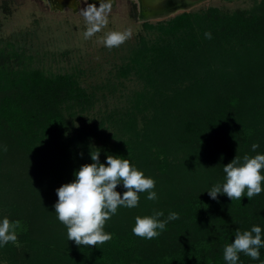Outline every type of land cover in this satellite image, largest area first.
<instances>
[{
	"label": "trees",
	"instance_id": "trees-1",
	"mask_svg": "<svg viewBox=\"0 0 264 264\" xmlns=\"http://www.w3.org/2000/svg\"><path fill=\"white\" fill-rule=\"evenodd\" d=\"M143 27L155 38L139 39L118 76L134 74L153 91L137 93L133 106L109 112L93 129L77 126L99 101L79 75L47 74L26 65L19 49H0L1 190L10 183V166L29 167L31 175L17 184L20 194L14 192L9 214L0 213V222H21V250L12 242L0 246L9 264H228L223 250L237 229L259 226L264 240V190L251 200L247 188L241 200L207 193L226 181L222 164L264 154V0L252 10L209 8ZM96 151L101 163L114 155L149 178L159 171L162 180L168 176L166 185L152 189L156 200L145 191L136 207L119 206L105 222L111 239L103 244L77 246L53 213L41 218L45 225L34 236L33 229L41 228L25 217L24 206L42 210L56 203V189L72 182ZM204 180L211 186L206 190L198 184ZM120 186L116 191L123 195ZM154 211H163L161 220L170 212L179 219L151 240L134 235L135 218ZM59 222L64 227L57 229ZM259 252L257 260L239 253L237 264H264V247Z\"/></svg>",
	"mask_w": 264,
	"mask_h": 264
},
{
	"label": "rangeland",
	"instance_id": "rangeland-1",
	"mask_svg": "<svg viewBox=\"0 0 264 264\" xmlns=\"http://www.w3.org/2000/svg\"><path fill=\"white\" fill-rule=\"evenodd\" d=\"M262 0H200L189 6L180 7L166 18H142L140 17L139 3L135 0H107L101 7H94L89 0H75L65 2L63 0H0V49L8 52L19 49L25 53L23 61L32 68L42 69L47 74L75 73L79 75L80 82L90 91L97 92L98 104L93 112L87 116V121L78 123L77 126H85L93 129L101 119L109 112L122 111L134 105L137 93H148L145 89V81L136 75L128 78H120L118 69L123 63H127L130 50L135 47L141 37L148 40L155 38V33L144 29L145 23L156 24L175 18L183 13L198 12L209 8H218L224 14L238 10H252ZM173 9V2L170 1ZM88 13V17L85 16ZM98 27V31L85 38V32L92 25ZM131 33L124 43L109 48L103 43L109 32ZM153 89L150 88V92ZM149 92V93H150ZM150 107V106H149ZM154 108L150 107L147 119L154 116ZM89 124V125H88ZM142 122L140 123L142 127ZM107 133H109L107 131ZM111 133V132H110ZM222 169L224 165L222 164ZM9 167L7 177L10 183L4 188L0 187V213L9 214L15 195L18 192L17 184L31 177L25 170L16 171ZM30 168V172H31ZM25 173V175H24ZM33 173V171H32ZM148 177V172H143ZM161 172H156L154 190H158L160 183L166 185V180L159 178ZM205 181V182H204ZM198 182L203 189H208L210 182L204 180ZM121 188L124 189L122 183ZM211 187V186H210ZM55 203L48 202L42 210H34L30 205L24 206L25 217L35 221L34 224L41 228L45 225L41 218L49 217L53 213L57 218L54 208ZM52 217V216H51ZM49 217V218H51ZM48 218V219H49ZM58 229L60 222L54 224ZM41 229H33L34 236H38ZM15 246L21 250L19 238ZM20 252V251H19ZM0 264H9L1 259Z\"/></svg>",
	"mask_w": 264,
	"mask_h": 264
},
{
	"label": "clouds",
	"instance_id": "clouds-1",
	"mask_svg": "<svg viewBox=\"0 0 264 264\" xmlns=\"http://www.w3.org/2000/svg\"><path fill=\"white\" fill-rule=\"evenodd\" d=\"M48 0H45L47 3ZM88 17V13H85ZM98 27L93 24L85 32V38L91 37ZM129 31H112L107 34L103 43L112 48L119 46L130 38ZM206 38H211V33H205ZM258 144H252V150L258 148ZM7 150L6 147L4 149ZM92 163L82 165L74 172L75 179L65 183L56 189L58 201L55 203V213L60 222L67 227L68 239L74 241L77 246H96L111 239V234L103 231L105 222L115 215L119 206L134 208L138 205V193L148 192V200H156L157 194L152 191L155 181L145 177L144 173L130 165L128 159L119 156L107 155L106 164L100 162V151L90 152ZM264 154L254 157L245 155L243 160L239 156L224 165L226 181L221 186L217 184L207 191L212 199H217L218 194H225L230 200L243 197L247 188V198L259 195L262 190L261 182L264 175ZM122 183L126 191L121 195L116 191L117 186ZM163 211H154L153 215L137 216L135 226L132 229L134 235L153 239L165 230L171 220L179 219V214L170 212L166 220H161ZM20 221L10 222L5 217L0 222V246L9 242H17L16 229L20 227ZM261 228L253 226L250 231L235 232V239L227 244L223 250V258L228 264H237L239 253H244L252 259L260 257L259 249L264 247L261 237Z\"/></svg>",
	"mask_w": 264,
	"mask_h": 264
},
{
	"label": "water",
	"instance_id": "water-1",
	"mask_svg": "<svg viewBox=\"0 0 264 264\" xmlns=\"http://www.w3.org/2000/svg\"><path fill=\"white\" fill-rule=\"evenodd\" d=\"M175 1L177 6L175 8H171V2ZM200 0H142V4L147 8H150V13L147 14L149 19L152 18H166L170 16V14L174 13L180 7L192 6L194 3ZM171 3V4H170Z\"/></svg>",
	"mask_w": 264,
	"mask_h": 264
},
{
	"label": "flooded vegetation",
	"instance_id": "flooded-vegetation-1",
	"mask_svg": "<svg viewBox=\"0 0 264 264\" xmlns=\"http://www.w3.org/2000/svg\"><path fill=\"white\" fill-rule=\"evenodd\" d=\"M63 1H65V2H69V1L75 2V0H63ZM89 1H90V3L92 5H94L93 8L94 7L98 8V7H101L104 4V2H106L107 0H89ZM135 1H137V3H139L138 5H139V10H140V17H142V18L144 17V18L149 19V17H147V15H145V14L146 13L147 14L150 13V8H147L146 6H144V4H142V0H135ZM173 4H174L173 8H175L177 6V3L175 1H173Z\"/></svg>",
	"mask_w": 264,
	"mask_h": 264
},
{
	"label": "bare ground",
	"instance_id": "bare-ground-1",
	"mask_svg": "<svg viewBox=\"0 0 264 264\" xmlns=\"http://www.w3.org/2000/svg\"><path fill=\"white\" fill-rule=\"evenodd\" d=\"M192 1H193V0H192ZM187 9H189V8H187ZM145 15H147V13H146Z\"/></svg>",
	"mask_w": 264,
	"mask_h": 264
}]
</instances>
